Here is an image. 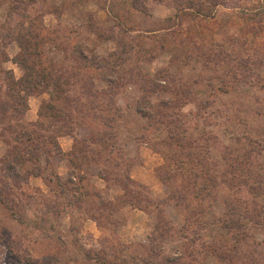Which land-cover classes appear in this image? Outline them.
I'll return each instance as SVG.
<instances>
[{"label": "rangeland", "instance_id": "rangeland-1", "mask_svg": "<svg viewBox=\"0 0 264 264\" xmlns=\"http://www.w3.org/2000/svg\"><path fill=\"white\" fill-rule=\"evenodd\" d=\"M0 105V264H264V0H0Z\"/></svg>", "mask_w": 264, "mask_h": 264}, {"label": "trees", "instance_id": "trees-1", "mask_svg": "<svg viewBox=\"0 0 264 264\" xmlns=\"http://www.w3.org/2000/svg\"><path fill=\"white\" fill-rule=\"evenodd\" d=\"M147 2H148V0H132L133 7L136 8L137 10H140V11H144V10L147 11ZM44 78H45V80L41 81V80L37 79L34 82V76H31V77L30 76H25V78L23 77L20 81H17V82L14 81V83L11 85V89L16 90L19 87V85L23 86V88L20 89V91L15 92L13 96L19 98L21 92H23L26 97L29 96L32 93L31 88H35V87L40 88V87L45 85V81H46L47 78H46V76ZM49 80L50 79L47 80V83H46L45 86H50ZM46 90L49 91L48 87H46ZM49 93L51 94V97L54 98V91L50 90ZM0 106L2 107V105H0ZM3 108L5 110V107H3ZM50 108H51L52 111H56L57 110V106L54 105V104H51ZM17 110L18 109H16V111ZM4 112H6V111H4ZM34 125L37 126L38 124L35 123ZM24 128L27 129V127L23 126V130H24ZM24 133H26V132H24ZM41 133H42V130L38 131L37 128L29 130L28 133H27V136L30 139H32L31 141L33 142V144H37V145H35V146H37L36 147L37 150L41 149L39 144H41V143L43 144V141L45 142V140H44L45 137H43L44 135H42ZM41 155H42L41 152H39V151L36 152L35 151L33 153V157L32 158H36L37 159V158H40ZM138 207L143 209V207H141V206H138Z\"/></svg>", "mask_w": 264, "mask_h": 264}]
</instances>
